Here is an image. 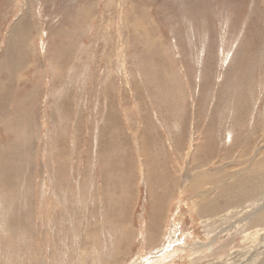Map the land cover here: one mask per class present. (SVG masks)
Returning a JSON list of instances; mask_svg holds the SVG:
<instances>
[{
  "label": "rangeland",
  "instance_id": "1",
  "mask_svg": "<svg viewBox=\"0 0 264 264\" xmlns=\"http://www.w3.org/2000/svg\"><path fill=\"white\" fill-rule=\"evenodd\" d=\"M263 246L264 0H0V264Z\"/></svg>",
  "mask_w": 264,
  "mask_h": 264
},
{
  "label": "bare ground",
  "instance_id": "2",
  "mask_svg": "<svg viewBox=\"0 0 264 264\" xmlns=\"http://www.w3.org/2000/svg\"><path fill=\"white\" fill-rule=\"evenodd\" d=\"M234 161V160H233ZM260 161V160H259ZM240 189V188H239ZM207 190V189H206ZM202 191V190H201ZM204 193V192H203ZM203 193H201V194H203ZM207 194V193H206ZM202 200V199H201ZM264 247V246H263ZM251 250V249H250ZM252 252V251H251ZM241 254V253H240ZM255 254H262V255H264V248L262 249V250H258ZM253 255V254H252ZM252 255H249V252H248V250L245 252V254H242V256H243V258H239V260L241 261V262H243V263H246V261L244 262V260H248V259H251V262H253L252 260L254 259V256H252ZM240 257V256H239ZM261 258V257H260ZM227 258H225L224 260H223V264H228L227 263ZM255 260V259H254ZM263 260V259H262ZM241 262H238L237 264H240ZM250 262V263H251ZM217 263V262H216ZM254 263V262H253ZM210 264V263H209ZM249 264V263H248Z\"/></svg>",
  "mask_w": 264,
  "mask_h": 264
}]
</instances>
